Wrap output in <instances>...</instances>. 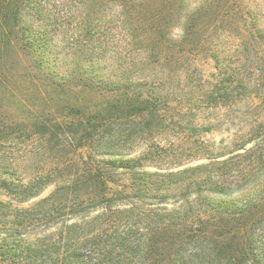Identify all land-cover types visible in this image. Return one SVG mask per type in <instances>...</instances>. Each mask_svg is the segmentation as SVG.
I'll list each match as a JSON object with an SVG mask.
<instances>
[{"label":"trees","instance_id":"16d2710c","mask_svg":"<svg viewBox=\"0 0 264 264\" xmlns=\"http://www.w3.org/2000/svg\"><path fill=\"white\" fill-rule=\"evenodd\" d=\"M138 1L68 0L62 13L58 7L64 0H0V145L22 139L36 144L37 155L59 159L49 171L44 168L27 181L17 176L16 169L0 171V196L10 199H0V262L48 264L40 256L54 246L38 243L22 250L18 239L37 214L104 212L112 199L128 190L161 191L153 178L141 182L138 177L140 168L154 164L156 153L128 156L165 125L171 97L161 89L164 81L150 85L144 82L148 79L135 77L137 67L154 74L173 67L191 79L203 60L211 59L217 73L202 95L206 110L231 109L245 102V90L250 98L257 93L264 101V0L252 6L244 0H207L208 7L186 13L178 41L171 36L174 22L181 20L179 8H172L170 0H149L146 7ZM97 7L103 17L97 10L91 15ZM110 7L118 8L117 21L104 11ZM102 22L104 32L97 36L99 24H95ZM61 25L72 34L71 67L66 73L54 71L50 61L59 57L54 27ZM99 37L106 41L101 43ZM233 46L240 55L236 68L233 55H227ZM109 47L116 67L102 66ZM251 136L242 148L256 141ZM248 153L252 163L260 164L264 140ZM71 154L83 158L82 169L77 168L72 177L66 173ZM104 156L119 160L107 161ZM121 170L130 173L129 186L119 179ZM194 180L189 187L203 185L209 193L233 184L231 178L210 170ZM50 186L55 189L49 197L33 208L22 207ZM258 202L234 212L233 207L210 202L206 210L190 213L179 226L150 230L144 244L132 251L129 245L136 233L131 230L108 236L102 227L77 231V226L73 259L68 255L57 264H108V256L116 250L122 257L139 258L137 264H264V214L258 206L264 198ZM88 248L94 257L77 253Z\"/></svg>","mask_w":264,"mask_h":264},{"label":"rangeland","instance_id":"374dc122","mask_svg":"<svg viewBox=\"0 0 264 264\" xmlns=\"http://www.w3.org/2000/svg\"><path fill=\"white\" fill-rule=\"evenodd\" d=\"M90 1L91 3L95 2V0ZM207 2V0H170L171 7L179 8L178 13L181 15V20L175 21L173 24L171 36L173 41L180 40L182 36L186 13L203 6L208 7ZM253 3H262V0H244L245 5L252 6ZM67 4H69L68 0H64L63 4L60 3L58 11L63 13V6ZM140 4H145V7L147 4L151 5L149 0H145V3H142V0L138 1V5ZM87 7L89 11L90 6ZM95 10L103 11L99 7L94 8L91 10L92 16ZM104 11L109 14L110 19L113 18L117 21L120 18L119 10L116 7H110L109 11L107 9ZM97 15L103 17L104 14L101 12ZM62 21L63 19L59 18V24ZM98 24L99 28L96 33L97 36H101L104 32V25L103 22L95 25ZM54 28L57 30L54 49L59 57H50V61L56 67L53 68L54 71L66 73L71 67V29L67 32L66 29L69 27L66 28L62 25ZM99 38L104 40V37ZM106 53V59L102 61V66L116 67L118 62L112 55L114 53L112 47H109ZM100 55L102 54L99 53L98 56L100 57ZM227 55H233V68H236L235 62L240 57L236 47L233 46V51ZM200 70L193 71L191 79H187L183 71L173 67H165L156 74L148 69L142 70L141 67L134 70L135 77L148 79L144 82H148L150 85L154 82L159 84L164 81L161 89L169 93L171 97L165 107L168 115L165 125L138 143L134 152L128 156L135 158L148 152L156 153L157 158L153 162L154 164H147L140 168L138 171L141 175L138 177L141 178V182L153 178L156 183L162 186L161 191H155L153 187L149 190L135 192L128 190L125 195L112 199L109 208L104 212L97 211L90 214L85 212L74 215L67 210L54 214L52 217H43L42 214H37L26 227L25 236L18 238L22 239L20 244L22 250L28 249L31 245L44 243L51 247L54 246V249L43 250L44 252L40 256L41 261L57 264L61 260L62 263L68 255H71V259H73L72 254L76 248L71 249V247L73 239L77 238L75 230L78 226L77 231L83 230V228L92 231L102 227L108 236H111L114 231L121 234L131 230L136 233L129 245L130 251H132L144 244V235L150 230L161 225L168 229L179 226L190 213L206 210L210 202L212 206L222 204L226 207H233V212L245 208L243 205L246 203L249 207L259 204L258 201L264 198V156L260 164H255L250 161L251 153L248 151L264 140V101L259 100L257 93L250 98L248 94L250 91L245 90L242 92L243 96L246 95L245 102H240L231 109L206 110L208 104L202 101V95L208 83L213 82L212 75L217 71L214 68V61L211 59L203 60ZM250 134L257 137L256 141L247 144L243 149L241 145L252 137ZM35 147L36 144L23 142L22 139L9 140L4 145H0V171L16 169L17 176L27 181L31 175L38 171H42L44 168L45 171H49L54 164L59 163V159L53 156L50 158L49 155H37ZM104 157L103 159L107 161L119 160L116 157ZM151 157L153 156L151 155ZM66 159L71 160V169L69 168V172L66 173L72 177L77 168L82 169L83 158L71 154ZM149 162L151 163V161ZM209 170L231 178L233 184H226L219 193H209L203 185L201 187L188 186L193 179H195L194 181L200 180L205 171ZM119 173H122L119 178L122 180V184L129 186L130 173L122 170ZM2 178L10 179L7 176H2ZM54 189L55 186H50L41 197L25 203L22 207L28 209L32 206L33 208L40 200L49 197ZM0 199L5 202L10 200L5 196H0ZM263 205H258L262 214H264ZM69 234L71 239L67 238ZM77 253L80 256H95L91 252V248ZM20 254L21 252L18 253V255ZM138 262L139 258L129 256V254L126 257L120 256L118 250L112 256H108V264H137ZM0 264L8 263L0 262Z\"/></svg>","mask_w":264,"mask_h":264}]
</instances>
